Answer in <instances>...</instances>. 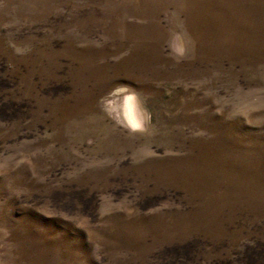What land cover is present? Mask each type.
<instances>
[{"label":"rangeland","instance_id":"1","mask_svg":"<svg viewBox=\"0 0 264 264\" xmlns=\"http://www.w3.org/2000/svg\"><path fill=\"white\" fill-rule=\"evenodd\" d=\"M0 264H264V0H0Z\"/></svg>","mask_w":264,"mask_h":264},{"label":"bare ground","instance_id":"2","mask_svg":"<svg viewBox=\"0 0 264 264\" xmlns=\"http://www.w3.org/2000/svg\"><path fill=\"white\" fill-rule=\"evenodd\" d=\"M135 119H136V117H135ZM139 120H140V119H139ZM136 122H137V124L139 123L137 119H136ZM136 122H135V123H136ZM141 122H142V120H141ZM138 125H139V124H138Z\"/></svg>","mask_w":264,"mask_h":264}]
</instances>
